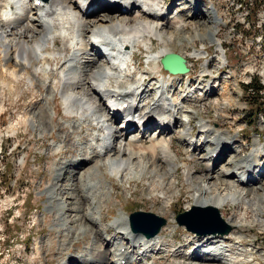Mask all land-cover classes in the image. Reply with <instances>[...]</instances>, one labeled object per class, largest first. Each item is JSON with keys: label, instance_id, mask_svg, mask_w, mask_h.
I'll list each match as a JSON object with an SVG mask.
<instances>
[{"label": "bare ground", "instance_id": "6f19581e", "mask_svg": "<svg viewBox=\"0 0 264 264\" xmlns=\"http://www.w3.org/2000/svg\"><path fill=\"white\" fill-rule=\"evenodd\" d=\"M165 1L0 0L1 83L12 90L13 83L23 75L27 74L34 85L37 80L38 91L44 97L30 111L29 121L38 127L40 134L55 127L52 111L57 112L56 99L60 95L70 116L62 126L75 135L72 147L80 153L78 158L56 163L60 172L44 190L48 195L46 210L56 214L54 226L63 234L61 246L65 254L71 250L72 241L86 238L90 233L95 238L80 255L63 257L58 264H153L148 263V258L156 257L161 251L173 256L190 251L193 258L178 264H241L261 252L249 251L244 244L229 248L230 236L218 232L209 236L193 232L205 237L196 239L188 249L184 245L178 249L165 241L163 229L153 237L133 232L129 214L124 210L110 223L114 234L105 239L111 242L99 238L104 230L103 210L111 194V186L107 182L103 184V178L98 177L101 168L121 183L146 177L149 186L172 194L183 169L187 181L197 184L190 207L222 209L228 204L242 203L247 207L251 203L254 221L264 225V216L257 213L264 210V145L260 137L254 139V147L243 156L242 146L233 144L235 134L218 130L209 120L199 118L192 122L196 115L194 106L185 109V105L199 96L202 101L214 97V106L220 113L228 112V105L236 103V90L221 85L228 78L220 83L210 77L215 69L221 68L224 57L214 66L207 60L197 80L187 81L185 90L181 83L184 77L190 78V67L177 84L172 74L151 83L147 74L137 72L133 66L134 53L140 44L152 51L150 43L160 41L163 46L149 56L151 61H157L174 53L182 43L181 36L186 33L182 13L186 7L182 4L172 7ZM186 4L193 10L207 5L209 14L217 13L211 0H186ZM134 8L135 13H130ZM208 13L194 16L196 32L191 39L203 44V49L190 53L197 59L207 54L208 46L218 35L214 28L220 18L210 20ZM60 38L63 43L58 51ZM57 55L63 62L60 60L62 63L54 66L52 60ZM154 82L159 85L154 87ZM121 114L128 118L121 121ZM130 117L133 123L128 122ZM64 134H59L63 142ZM175 138L180 142L186 138L188 147L183 146V150L188 153L193 148L194 154L189 156L195 162L206 163L204 172L198 173L192 162L178 161ZM58 148L59 145L52 146L55 151ZM225 153L228 158L222 161ZM68 171L73 174L72 184L64 191L62 181ZM170 171L174 172L172 176ZM167 204L164 202L161 210ZM238 219H227L229 227H244L245 214ZM236 235L237 239L244 237L242 233Z\"/></svg>", "mask_w": 264, "mask_h": 264}, {"label": "rangeland", "instance_id": "374dc122", "mask_svg": "<svg viewBox=\"0 0 264 264\" xmlns=\"http://www.w3.org/2000/svg\"><path fill=\"white\" fill-rule=\"evenodd\" d=\"M165 2L176 8L181 4L186 7L182 13L186 21L184 30L186 33L181 36L182 43L175 48L174 53L186 59L191 75L190 78L184 77L183 82V75H179L175 77L177 78L175 83L182 82V89L185 90L187 81L190 83V79L193 78H196L194 81L197 80L205 63L211 60L210 66H214L219 64V60L224 57L221 68L215 69L210 77L217 78L220 83L228 78L221 85L231 91L236 90L237 101L228 105V112H223L224 114L214 106V97L202 101L199 96L193 100V103L185 105V109H190V105L195 108L196 115L192 122L198 121L199 118L209 120L218 130L235 134L236 142L233 144L241 145L243 156L248 155L254 147L255 138L260 137V143L264 145L262 97L257 98V94L245 89V85L254 82V78L264 85V37H261V35L264 36V0H211L218 9V13L214 15L208 13L207 5H199L196 10H193L192 7H188L186 0H166ZM135 11L136 8L130 13L134 14ZM199 12L208 13L210 20L219 17L220 21L218 25L215 24L214 28L218 34L215 42L208 46L206 55L197 59L190 56V53H195L194 50L203 47L200 40L191 39L196 32L194 16ZM61 39L58 41L59 46H56L58 51L62 49L63 40ZM221 44L222 47H220ZM150 46L153 47L152 51L143 44L137 47L133 66L137 72L147 74L149 81H156L158 78H164L167 71L163 69L161 60L151 61L149 56L160 50L163 44L155 40L152 44L150 43ZM60 60L61 58L57 55L52 60L53 65L63 62ZM0 64H2L1 60ZM33 69L31 68V71ZM38 74V80L41 82L42 76L40 72ZM141 76L142 74L139 75ZM36 83L37 80L35 79L34 85L27 74L13 83L14 89L12 90L0 81V264H58L63 257L68 259L71 256L80 255L85 251V246L95 238V235L90 233L86 238L72 241L71 250L65 254L61 246L63 234L54 226L56 214L46 210L48 195L44 190L54 181V176L60 172L56 163L74 158V156L78 158L80 153L72 147L75 135H70L71 130L62 126V122L68 121L70 116L65 111L63 98L60 95L56 99L57 112L55 113V109H52L55 127L40 134L38 127L31 125L30 111L37 107L38 102L44 97V94L38 91ZM158 85L159 83H155L154 87ZM262 96H264V90ZM255 101H260L257 103L258 106ZM179 126L180 124L177 130ZM80 130L83 131V127H80ZM197 130L195 127V131ZM62 133H66L64 142L59 137ZM186 138H182V142L177 138L174 139V149L180 157L178 161L192 162L195 164L196 171L202 173L206 170V163L200 160L195 162L191 159L189 154H194L193 148L188 153L183 150V146L188 147ZM54 144L59 145L58 151L52 149ZM227 158L228 153H225L222 161ZM180 166L178 169H181ZM101 170V177H98L103 178V184L108 183L111 186V194L107 197L103 210L101 227L104 230L99 235L100 239L104 238L108 243L111 242V239H105V237L114 234L110 223L121 210L129 215L138 210L149 211L166 218L167 224L161 231L162 236L165 241L176 245L178 249L183 245L188 249L194 245L196 239L200 240L202 237L209 236L208 234L199 237L195 235L196 233L178 224L177 215L179 213L197 206H189V203L193 201L192 194L197 184L187 181L182 172L183 169L180 170V181L175 183L173 194L167 191L165 194L161 188L149 186L146 177L132 179L127 184L111 177L103 168ZM60 174L63 176L62 173ZM170 174L172 176L174 172L170 171ZM63 177V189L68 191L71 188L73 174L68 171ZM166 201L168 204L161 210L162 204ZM255 202L258 204L257 200ZM248 204L247 207L241 203L228 204L222 209L219 208L221 217L223 216L227 226H229L227 219L235 217L240 220V217L245 214L244 227L243 225L236 229L231 227L232 231L227 235L230 236L227 241L231 244L229 248L233 245L244 244L249 251L252 249L261 251L254 258L241 264H264V225L254 221L255 212L252 210V204ZM259 207L256 205V209ZM261 211L258 210L257 213L264 216V210ZM233 233L235 235H231ZM238 233L244 235L243 239L236 238ZM194 247L200 248L199 245ZM232 251L235 252V250ZM189 254H191L190 251L187 254L183 252L173 256L170 252L161 251L156 257H149L148 263L178 264L192 259L193 256Z\"/></svg>", "mask_w": 264, "mask_h": 264}, {"label": "water", "instance_id": "95a60500", "mask_svg": "<svg viewBox=\"0 0 264 264\" xmlns=\"http://www.w3.org/2000/svg\"><path fill=\"white\" fill-rule=\"evenodd\" d=\"M161 61L165 69L171 73H186L189 71L186 59L177 53H168ZM177 221L188 230L203 235L212 232L228 234L232 230L229 226L223 225L219 209L213 206L192 207L188 211L179 213ZM166 223V218L153 212L138 210L130 214L131 228L135 232L144 233L147 237L157 235Z\"/></svg>", "mask_w": 264, "mask_h": 264}, {"label": "trees", "instance_id": "16d2710c", "mask_svg": "<svg viewBox=\"0 0 264 264\" xmlns=\"http://www.w3.org/2000/svg\"><path fill=\"white\" fill-rule=\"evenodd\" d=\"M249 87V88H248ZM245 89L249 92L250 90L254 92V94H257V98L262 97L263 100V104H264V96H262L263 90H264V85L257 79L254 78V82H251L249 85L246 84L245 85ZM260 101H255L256 106L257 103H259Z\"/></svg>", "mask_w": 264, "mask_h": 264}]
</instances>
